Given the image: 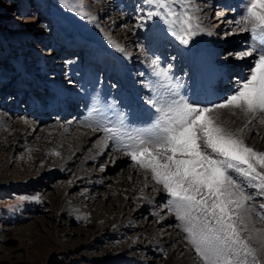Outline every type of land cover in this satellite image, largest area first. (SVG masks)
<instances>
[{
	"label": "rangeland",
	"instance_id": "rangeland-1",
	"mask_svg": "<svg viewBox=\"0 0 264 264\" xmlns=\"http://www.w3.org/2000/svg\"><path fill=\"white\" fill-rule=\"evenodd\" d=\"M210 1L194 0L198 7L203 6L202 20L205 25L216 27L218 22L212 20L219 18L222 23L218 29L230 18L236 20L240 17V0L229 2L233 7L229 9L222 7L225 0H213L212 6L209 5ZM65 3H71L76 10H69L64 6ZM82 3L86 17L80 15V0H0V115H4L5 111L12 114L11 122L21 126L29 134L26 142H16L13 145L4 144V139L0 136V264H164L163 251L154 254L145 244L147 240L164 242L162 229H154L151 225L158 217L149 215L145 218L143 214L147 209V202L137 203L135 197L121 206L123 196L109 192L115 180L132 169H138L143 174H151L150 171L140 169L126 154L124 157L119 155L121 150H117V147L121 142L108 139V134L101 133L100 128L106 122L102 125L98 123L99 127L95 125L96 128H89L86 121L85 125L84 120L89 117V102L86 100L77 99L79 103L76 106L74 101H64L69 104V109L65 107L67 111L64 114L58 107V110H53L58 99H63V96L49 87L54 86V80H60L69 92L74 89L79 95L87 92L90 98L94 95L91 88H102L105 83L110 85L105 98H114L113 104L119 106L122 103L121 91L130 93L127 87L120 85L118 76L112 73L121 64L120 61L124 63L123 66L121 64L120 71L126 69L129 72L131 67L135 68H132L134 71L129 83H140L141 87L149 90L147 77H143L139 70L141 63L148 59L147 64H142L147 66L149 60L163 58L165 62L162 67L174 66L177 63L174 46L180 43L169 33L168 26L159 17H148V12L155 11V6L147 4L145 0H82ZM173 7L181 11L183 3ZM233 12L236 14L231 15ZM153 28L156 30H152ZM157 30L158 33H152ZM222 30L223 32H216L217 38L222 40V46L237 40L242 44L240 50L253 47L247 42L248 39L240 41V36L232 29ZM247 33L244 32L245 37ZM118 34L123 37L117 38ZM160 34L164 35L169 44V48L162 52L157 47ZM128 36H131L130 41L127 40ZM196 36L198 34L193 37ZM68 41H79L81 46L78 50H71L67 46ZM110 41L123 47L125 52L117 51ZM244 44H248L245 45L246 48L242 47ZM153 45L155 49H152ZM66 47L73 54H69ZM181 47L183 48L182 45ZM136 51L141 53L134 55ZM230 51L236 50L230 46L225 47L218 57L221 60L228 59L233 64L237 60L226 58V53ZM103 53H106L107 61L99 72L100 67L91 61L99 62ZM129 58H132L131 64L127 61ZM241 62L245 63V60ZM106 70L108 75L104 77ZM70 76L73 81L69 80ZM91 78L93 80L89 81ZM236 78L238 72L233 71L229 79L236 82ZM150 98L151 96L142 97L144 104H148ZM52 100L55 107L50 108ZM105 100L102 108L107 106ZM126 100L133 101V98L126 96ZM110 102L112 103H107ZM120 110L122 113L118 112L123 114L124 106ZM100 116V120L104 119L102 117L106 118L102 114ZM57 120L68 125V136L72 138L78 137L79 132L76 131L79 129L76 127L80 126L86 132H97L96 139L93 137L82 147L77 155L78 159L64 173L51 176L48 174L52 168L50 164L31 165V159L27 155L32 151L31 147L42 139L38 131L50 132L54 128L53 124L59 123ZM38 121H42L44 126L38 125L36 129L33 125ZM75 121L78 126L70 127ZM237 128H240L239 125L232 129ZM103 139L107 140L114 152H103L95 161L85 163V167L80 169L83 165L82 157L93 149L94 142ZM37 151L34 148V152ZM87 171L91 176L103 177V185L85 191L79 174ZM253 191L256 192L252 189ZM60 198L64 202L57 204ZM168 205L165 212H170L174 217L168 225L182 230L181 227L178 229L176 224H180V221H176V214L169 211L171 206L169 203ZM116 208H122L119 219L124 222L122 227L113 222L115 218L111 212ZM142 222L145 226L141 228ZM259 228L264 229V222L260 221ZM136 229L140 231L139 234L132 233ZM182 236L191 248L183 230ZM177 244V239H172L164 246L170 251ZM194 257L197 258L196 255ZM259 258L261 261L264 259H261V255ZM197 261L200 262V259Z\"/></svg>",
	"mask_w": 264,
	"mask_h": 264
},
{
	"label": "snow or ice",
	"instance_id": "snow-or-ice-1",
	"mask_svg": "<svg viewBox=\"0 0 264 264\" xmlns=\"http://www.w3.org/2000/svg\"><path fill=\"white\" fill-rule=\"evenodd\" d=\"M145 2L155 6L148 17H159L181 45H189L193 36L205 31L195 15L200 9L194 0ZM181 3L183 7L177 11L173 6ZM64 6L76 10L71 3ZM79 6L80 15L86 17L82 0ZM233 23L237 32H250L252 40L261 44L259 50L253 46L226 53V58L237 61L258 53L247 67V75L237 80L235 91L219 103L191 104L179 95L181 85L173 82L170 69L161 67L158 58L151 59L153 75L170 95L165 98L158 93L147 101L159 113L151 134H130L132 142L122 145L125 154L140 169L150 171L151 178L172 198L169 211L175 212L202 264H264L259 258L264 252V229L256 227V209L249 203L253 196L245 186L246 182L264 196V151L247 145L243 136L244 128L253 121L264 124V0H245L242 15ZM227 112L242 114L247 123L232 129L222 115ZM100 130L108 139L120 138L119 128ZM259 208L264 209V203ZM260 219L264 222V217Z\"/></svg>",
	"mask_w": 264,
	"mask_h": 264
},
{
	"label": "bare ground",
	"instance_id": "bare-ground-1",
	"mask_svg": "<svg viewBox=\"0 0 264 264\" xmlns=\"http://www.w3.org/2000/svg\"><path fill=\"white\" fill-rule=\"evenodd\" d=\"M212 1L213 0L209 2V5H211ZM214 1H219V0H214ZM225 1L226 2L224 6L222 7L224 9L231 8L232 5L229 4V2L231 3L232 0H225ZM195 6L198 7L199 5L195 4ZM211 6L209 7L211 8ZM244 6H245V0H240L238 4V7H239L238 10L240 9L242 10V12H240V15H242L243 13ZM198 8L200 9V11L196 12L195 15L199 17L200 22L203 28L205 29V31L198 32V36L192 37L189 45L187 46L182 45L183 48L181 47V44L179 45L177 44L176 47L174 46V48H176L174 53H177L176 55L177 63H175L174 66L171 65L167 68L170 69V75L173 77V82L179 83L181 85V87L179 88L180 96H182L185 100H187L191 104L199 105V106H207V105L221 102L222 99H224L226 96L232 94L235 91L237 81L231 82L229 79V75L233 71H237L238 72V78H236L237 80L245 77L247 75V71H246L247 67L250 66L251 60L254 59L256 55L258 54L257 52H254L253 57H249L245 59V63H242L241 61L236 63L237 61H234L236 64L235 63L232 64V62H229L228 59L221 60V58H219L218 56L220 53H222L221 51H224L225 47L230 46V48L233 50L241 51L240 46L242 44L238 43L236 40L235 41L236 43L235 42L226 43V44L224 43L225 45L222 46L223 44L220 43V41L222 40L221 38H217L216 32H219V31L223 32L222 29H227V28L232 29L233 32H235L236 34L238 33L237 35L240 36L239 38L240 41H245L246 39H248L247 42L251 43L252 46L255 45V47L258 48V50L261 48V44L258 41L252 40L250 32L247 33L248 35H246V37L244 36L245 35L244 33L237 32L235 24L233 23V21H235V18L234 19L230 18L229 19L230 21L229 20L226 21L225 23H223L224 25L219 27L218 29L217 27L221 25L222 23L219 18H214V20H212L214 22H218V26L214 27L212 25L211 27V26L205 25L202 20L203 6L202 8L201 7H198ZM205 8H207V6L204 7V9ZM235 14L236 12L231 13V15H235ZM215 17H217V15ZM209 22H211V20ZM152 30H156V29L153 28ZM209 32H211L212 34L209 35L208 34ZM152 33L156 34L158 33V30L157 32L154 31ZM158 36H159L158 40L160 41V43H157V47H159L160 51L162 52L163 50L169 48V44H167V42L165 41L163 34H160ZM119 37H123V35L118 34L117 38ZM127 40L130 41L131 36H128ZM172 43H175V42H172ZM245 45H248V44H244L242 47L246 48ZM67 46L71 50H75V49L78 50L81 46V43H79V41H68ZM69 49H67V51ZM152 49H155V45L152 46ZM71 50H69L70 51L68 52L69 54H73ZM140 51H136L134 55L141 53ZM102 56L103 58L102 59L99 58V62L91 61L94 65L96 64V66L98 65L100 67L99 72L101 71L102 66L105 65L107 61L106 60L107 57H105L106 53H103ZM131 59L132 58L127 59L129 64H131L130 63ZM146 61L141 63V67L139 68V70H141V73H143V77H147L149 90L144 87H141L140 83H136L134 81H130L131 83H129V78L130 79L132 78L131 73L133 74V71H134V70L132 71L133 67L129 69V72L126 69L124 70L122 69V71H120V68L124 64L120 61L122 66L121 64L120 65L118 64L116 69L114 68L115 70H113L112 73L118 76V78L120 79V85H124L130 91V93L128 94L123 92V90L121 91L120 97L122 99V103L119 106L116 104H113L114 98L112 99L105 98L106 91L108 90L110 86L108 84L104 83V87L102 88L100 87L96 88V86L91 88V90L93 91L92 94L94 95L88 98L89 95L87 92H85V94L82 93L84 95H79L75 89L69 92L64 87V85L62 84L60 80L59 81L54 80L55 82L54 86L49 87V88L55 91L56 93H58L59 95L63 96L62 97L63 99H58L56 107H55L54 101L53 100L50 101V104H51L50 108H53L52 106H54L55 107L53 108L54 110L58 107L59 111L62 112V114H64L66 113L67 109H69V106H68L69 104L67 105L66 103H64V101H67V100L68 102L74 101L73 102L75 103L74 106H76L77 103H79L80 99H82L83 101L86 100L87 102H89L88 104L89 111L87 114L89 117H86L84 122L86 121L87 125H92V126H95V125L97 126L98 123L102 125L103 122H106V124L102 125L103 127L119 128L121 138L117 140L121 142V144L117 147V150L118 148H120L121 151H119L120 152L119 155L120 156L123 155L124 157L125 149L122 147V145L130 144L132 142L128 138L129 135L130 134L134 135L137 133H141L145 136L150 135L153 129V126L155 125V122L159 116V113L150 104H144L142 97L146 98V96H151V98H154V97H157L158 93L162 94L165 98H168L170 95L168 90L161 86L162 81H160L158 77L153 75V69L150 66L151 60H149V64L147 66L142 65L145 63L147 64L148 62ZM159 62H160V66L162 67V64L165 62V60L163 58H159ZM233 67L234 69L235 68L237 69L234 70L232 69ZM107 72L108 71L106 70V72L103 75L104 77H107L108 75L106 74ZM69 80L73 81L71 76ZM92 80H93L92 78L89 79V81H92ZM126 96L133 98V101H127ZM104 99L108 101H112V103L111 102L107 103L108 101L105 100V104H107V106L102 108V106L104 105ZM27 101H30V100H27ZM34 102L37 103L36 101ZM122 106H124L125 108L123 114H121L122 111L120 110V107ZM65 107H67V109H65ZM78 109H81V108H78ZM118 110L121 111V113H119ZM137 111H139V113ZM5 112H4V115H0V136L4 139L3 140L4 144L7 143V144L13 145L16 142L18 143L26 142L27 140L26 138H28L27 135L29 134H27L25 132V129L19 126L18 124H16L15 122H11L12 120L10 118L13 115L8 114L7 112L5 113ZM100 114H102L103 116H106L107 119L105 117H102L104 119L100 120V117H101ZM222 115L224 119H227L229 121V126L231 128H233L235 125H239L240 128H243L245 123H247V118L238 112L235 115H233L230 112L222 113ZM121 121L123 122L122 124H121ZM86 122H85V125H86ZM38 125L44 126L42 121H38V123H34L33 126H36V129H37ZM76 125H77V122L75 121L72 123V125H69V126L73 127ZM96 126L94 128H96ZM53 127L54 128L49 130L50 132L48 133H44L43 130L38 131L40 134L39 136H41L40 138L42 139L37 141L35 145L31 147V150L33 152L31 151L30 154L27 155V157L31 159V162H30L31 165L32 163L50 164V167L52 168L48 174L51 176L61 175V173H64L66 168H69L70 165L73 163V161L78 159L77 155L79 152H81L82 147L86 145L89 141H91L93 137H95L96 139L95 135L97 132V131L96 132H89V131L86 132V129L83 128V126L82 127L80 126L79 128L76 127V129H79V131H76V132H79L78 137L72 138L68 136V132H69L68 125H64L62 122H59V123L53 124ZM94 128H91V129H94ZM101 133L105 135V132L101 131ZM243 136L245 139V143L247 145L255 148L258 151H264V124H261L259 120L253 121V123L249 127L244 128ZM250 138L252 139L250 140ZM108 145L109 144L106 139L97 140L96 143L94 142L93 149H90L85 154V156L82 157L81 163L83 165L81 166L80 169L85 167V163L90 162V161H95L97 158L101 156L103 152H106L107 154H109V152H107L108 150L112 152L113 151L112 148ZM34 148L38 149V151L34 152ZM123 149H124V152H122ZM57 153H59V155H57ZM127 157L129 156L127 155ZM91 175L92 174H90L88 171L85 172V174L83 173L79 174L80 180L85 185L83 187L85 191H89L90 189H93V187H99V185H103L102 183L104 181L103 177L101 176L98 177L96 175L91 176ZM233 175H234V178H237L241 182H244L243 178L236 176L234 173ZM245 186H246V191L253 196V200L250 201L249 203L255 206L256 212L253 215V220L256 222V227L259 228V223L261 221L260 218L264 217V213H263L264 209H260L259 205L261 203H264L263 201L264 196L260 195L259 192L255 188L247 185L246 182H245ZM252 189L255 190L256 192L254 191L252 192ZM109 192H114L115 195L121 194L123 196V201L120 200V203L122 204L121 206H123L125 203L130 202V200L134 199L135 197H136L137 203H140V201L147 202L145 206L147 207V209L145 213L143 214L145 215V218L148 217L149 215H152L153 217L154 216L158 217V219L155 222H152L151 225H152V228L154 229L156 227H159L162 229L163 234L161 235H163L164 237V242H161V243L158 241L148 242L147 240L145 244L146 246L148 245V248L154 254L156 252L163 251V254L165 257L164 264H200V263L202 264L201 260L200 262L197 261L199 260V257L197 258L194 257V255L196 254L193 249L191 250L192 247L190 248L186 244L185 240H183L182 230L179 231L177 230V228L175 229L174 225H172V227L168 225L170 224L171 219H173L174 217L172 218V214H170V212H167V211L165 212V210L169 207L168 203L172 198L169 196L167 192L163 190L162 185L157 184L151 178V174H148V173L143 174L139 172L138 169H132L131 172L121 175L117 180H115V182L111 185ZM57 202H58L57 204L59 203L62 204L64 200L63 198H60L57 200ZM68 206H70V203H68ZM122 208L121 209L116 208L114 209V211L111 212V214L113 213V216L115 218L113 222H116L115 223L116 226L119 225V227L124 226V222H121L122 220L121 221L119 220L121 216ZM178 224H176L178 229L179 227H181L182 229L181 222H180L181 225L180 224L178 225ZM143 226H145L144 222H142L141 228ZM132 233L139 234L140 231L136 229ZM144 239H146V237ZM172 239H177L178 244L172 250L170 251L166 250L164 244L170 242ZM259 255H261L262 256L261 259H263L264 252L262 253L260 252Z\"/></svg>",
	"mask_w": 264,
	"mask_h": 264
}]
</instances>
